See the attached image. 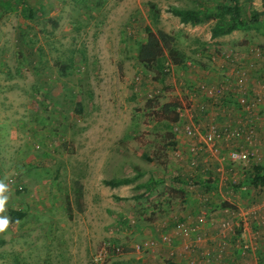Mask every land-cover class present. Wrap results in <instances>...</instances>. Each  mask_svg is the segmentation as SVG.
I'll use <instances>...</instances> for the list:
<instances>
[{
    "label": "rangeland",
    "instance_id": "374dc122",
    "mask_svg": "<svg viewBox=\"0 0 264 264\" xmlns=\"http://www.w3.org/2000/svg\"><path fill=\"white\" fill-rule=\"evenodd\" d=\"M0 2V181L8 186L0 215L26 214L0 232V264H101L94 255L103 245L119 252L102 264H174L163 248L154 247L160 238L145 228L164 220L175 203L183 207L173 190L180 188L178 169H200L182 132L191 96L199 95L206 71L224 77L220 74L232 64L225 51L264 48V29L250 24L212 38L219 18L193 27L171 12L213 8L221 0H37L30 19L21 13V0ZM149 4L160 11L157 20ZM239 4L243 18L248 21L254 11L264 24V0ZM147 27L173 37L184 63L168 66L164 75L145 70L137 46L145 42ZM164 104L170 105L167 112ZM260 115L264 122V112ZM262 129L257 128L249 163L225 175L223 208L242 211L248 224L245 231L225 232L233 238L223 252L229 264H264V186L251 183L255 166L264 173ZM224 143L207 157L227 161L236 143ZM152 176L160 182L151 184ZM117 178L135 180L118 191L104 183ZM212 189L214 200L221 191ZM222 213L220 233L223 223L232 227L231 216ZM197 256L193 251L190 258Z\"/></svg>",
    "mask_w": 264,
    "mask_h": 264
},
{
    "label": "crops",
    "instance_id": "0c3cea01",
    "mask_svg": "<svg viewBox=\"0 0 264 264\" xmlns=\"http://www.w3.org/2000/svg\"><path fill=\"white\" fill-rule=\"evenodd\" d=\"M256 47H259L262 50L260 56H257L252 51V49ZM225 53L226 58L229 59V61L236 60L241 64V67L248 68L249 79L247 83L250 89H254L258 84L264 83V48L262 46L252 45L242 53H237L235 51H225ZM220 66L224 68L223 65ZM220 75H224V77L220 78L219 73L217 72L206 71L204 84L217 87L219 85L222 86L227 80L232 83L237 81L235 75L229 73V67L227 68V66ZM254 75H256V78L251 80V77H254ZM230 82L228 83L231 84ZM233 86L236 89L235 85ZM232 89L233 88L231 87L229 92H232ZM229 92L226 96L214 99L204 96L201 92L199 95L195 92L193 96H191V99H193V103L191 104L192 115L189 116L186 114V118H184V127L196 125L202 132L206 131V128L211 123H214L219 131H221L224 126H229L231 128L238 127L243 117L236 107L234 95ZM228 99H233V105L229 103ZM202 108H204L203 111ZM260 118L258 128H260L261 131L263 130L262 126L264 125V122L262 121L261 116ZM218 121H222V123H217ZM186 140L188 143L186 146L193 144L187 138ZM218 146L221 151V149L225 147V143L219 141ZM195 156L197 165H199L200 168L198 171L188 173V171L182 169V167L177 171V180L180 181V188L173 189L178 190L177 193L174 191L173 193L182 196L183 200L181 202L183 207H175L176 203L174 202L175 205H172L171 208L166 211L165 214H167V216L164 220L161 219L160 223H156L152 228H145L147 229V232L152 231L156 238H160L158 239L159 244L154 247L157 251L163 248L164 250L162 251L170 256L169 259H171L174 264H205L207 256H211L210 253L211 250H213V247L219 245V241H221V227L219 220L224 216L222 213L224 205H222V203L227 198V192L223 193V190L226 187H223V185L226 184L225 180H227V176L225 175L233 172L235 173L239 166H243L240 164L232 165L228 159V162L222 161L223 158L210 159L207 157L206 153L202 152ZM238 179H240V177ZM148 180L151 184H158L160 182L156 176L149 177ZM194 182H196V184H194ZM215 183H218V186ZM183 184H194L195 187L191 186L188 188ZM128 186H130V184L118 187ZM216 186L221 192L218 194L219 196L213 200L212 195L214 192L212 188H217ZM114 190L118 191L122 189L114 187ZM164 195L166 198H169L167 192ZM214 201H219L221 203L217 206L218 208L208 206V203ZM148 208H150V206H148ZM228 239L229 241L232 240L226 235V246H229ZM189 244H191V251L187 253L184 247L187 245L189 246ZM155 248L152 249L151 252H156ZM193 251H196V255L198 254V256L193 257L192 259L190 258V255ZM157 253L162 254L161 252ZM154 254L155 253H153V255ZM223 259L225 261L227 260L228 263L231 262L226 254ZM210 264L215 263L214 261H211Z\"/></svg>",
    "mask_w": 264,
    "mask_h": 264
},
{
    "label": "built area",
    "instance_id": "2783aa9c",
    "mask_svg": "<svg viewBox=\"0 0 264 264\" xmlns=\"http://www.w3.org/2000/svg\"><path fill=\"white\" fill-rule=\"evenodd\" d=\"M252 51L257 55H261V49L259 47L253 48ZM229 57V56H228ZM229 73L235 75L237 81L234 83L229 80L221 86H207L205 84L199 85V91L207 96L208 98H217L226 96L229 89L232 87V92L234 93V99L238 111L242 115V121L240 125L236 128H231L229 126H224V128L219 131L214 123H211L206 128V131L201 132L196 125H190L183 127V135L190 140L192 145L188 146V153L191 156H195L199 153H206L208 156H215L219 153V141H224L226 143H236L235 147L228 150L226 153V158L232 164L245 165L249 163L250 157L253 155L251 151L252 146L257 145V128L259 125V120L261 112L264 111V83L258 84L254 89H250L248 86V68L241 67L238 61H230ZM264 79V77H263ZM230 82L231 84H229ZM235 85L236 89L233 85ZM204 108H202V111ZM188 114L192 115V106L186 110L185 116ZM258 149H255L256 161L261 160V156L258 153ZM193 164V162L191 163ZM223 212L231 216L232 227L229 222H225L222 225L224 233H221V241L217 247V252L213 253L211 256H207L205 264H210L214 261L215 264H229L225 260H217V258L223 257V252L227 248L226 234H234L233 227H241L245 231L246 225V214L242 211L235 210L233 208H223ZM242 217V218H241ZM233 239V238H232ZM229 243V239H228ZM230 245V244H229ZM146 248H153L152 242H145ZM247 245L240 247L242 255H245V250ZM187 247H184L186 250ZM188 249V248H187ZM119 252V248L110 245H103L99 248L97 253L94 255V261L104 263L111 255ZM216 257L214 258V256ZM218 261V262H217ZM232 264H239L233 262ZM242 264H249L245 261Z\"/></svg>",
    "mask_w": 264,
    "mask_h": 264
},
{
    "label": "trees",
    "instance_id": "16d2710c",
    "mask_svg": "<svg viewBox=\"0 0 264 264\" xmlns=\"http://www.w3.org/2000/svg\"><path fill=\"white\" fill-rule=\"evenodd\" d=\"M35 1V0H34ZM3 2H0V5ZM37 4V0L34 2ZM21 13L27 18H33L37 6L31 4L28 0H21ZM149 11L154 20H157L160 11L156 9L154 4H149ZM171 12L176 15L180 22L184 25L197 26L205 21L219 18V21L211 30V37L217 38L224 35H229L236 30L246 29L250 24L264 29V24L261 25L258 21V14L254 11L249 13V19L242 17V9L239 0H221L213 8L202 5L197 9H171ZM137 59L139 63L147 71H156L159 75H164L165 69L172 66H179L184 63L185 54L174 45V39L170 35L162 31H151L146 28V40L139 43L137 46ZM170 108L169 104H164L162 111L167 112ZM171 112V111H170ZM178 121V115L175 113L172 120L173 123ZM135 178H117L105 181V185L109 187H118L131 184ZM251 183L254 187L264 186V173L261 166L253 168V176ZM228 206L227 203H223ZM25 213L20 210H10V223L20 221L25 217Z\"/></svg>",
    "mask_w": 264,
    "mask_h": 264
},
{
    "label": "clouds",
    "instance_id": "9594fccd",
    "mask_svg": "<svg viewBox=\"0 0 264 264\" xmlns=\"http://www.w3.org/2000/svg\"><path fill=\"white\" fill-rule=\"evenodd\" d=\"M7 185L3 182L0 181V212H3L4 210V205L8 200L7 195H5L7 191ZM10 223V218L7 215H0V232L5 231Z\"/></svg>",
    "mask_w": 264,
    "mask_h": 264
}]
</instances>
